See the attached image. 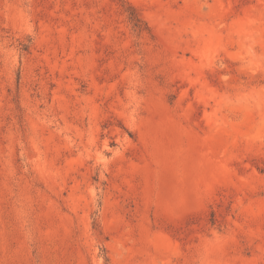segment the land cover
Masks as SVG:
<instances>
[{
    "label": "rangeland",
    "instance_id": "1",
    "mask_svg": "<svg viewBox=\"0 0 264 264\" xmlns=\"http://www.w3.org/2000/svg\"><path fill=\"white\" fill-rule=\"evenodd\" d=\"M0 264H264V0H0Z\"/></svg>",
    "mask_w": 264,
    "mask_h": 264
}]
</instances>
